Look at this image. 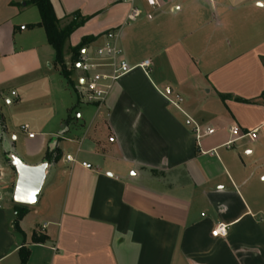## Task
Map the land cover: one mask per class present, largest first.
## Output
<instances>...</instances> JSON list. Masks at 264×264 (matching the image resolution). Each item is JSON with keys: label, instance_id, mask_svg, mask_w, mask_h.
Wrapping results in <instances>:
<instances>
[{"label": "crops", "instance_id": "1", "mask_svg": "<svg viewBox=\"0 0 264 264\" xmlns=\"http://www.w3.org/2000/svg\"><path fill=\"white\" fill-rule=\"evenodd\" d=\"M25 1L0 0V135L14 146L20 130L23 162L49 167L40 207L18 232L14 154L4 151L0 264H20L23 245L27 264H264V0H158L155 9L145 0H51L64 23L77 11L90 17L69 46L92 37L84 49L95 48L119 30L135 68L102 104L80 101L79 71L71 66L72 87ZM133 7L143 14L127 23ZM145 60L147 69L138 66ZM175 95L180 107L168 100ZM233 126L258 136L228 148ZM218 223L227 236H212Z\"/></svg>", "mask_w": 264, "mask_h": 264}, {"label": "built area", "instance_id": "2", "mask_svg": "<svg viewBox=\"0 0 264 264\" xmlns=\"http://www.w3.org/2000/svg\"><path fill=\"white\" fill-rule=\"evenodd\" d=\"M129 1V0H122ZM149 7L155 9L159 8L160 4L158 0H145ZM143 14V11L138 7L131 8L128 16L127 23L135 21ZM148 18H152L150 12L147 13ZM104 42L95 48L87 47L81 52L79 58L74 63L73 68L79 71V74L75 81V91L77 92L79 99L83 103H99L102 104L113 84L121 79L124 75L132 71L135 67H132L124 56V51L119 44V30L111 29L104 33ZM139 67L147 69L150 66V61H143ZM15 94V92H13ZM170 103L176 107H180L182 97L175 95L174 98L168 97ZM21 129L28 133L29 137H34L35 133L29 132V125H22ZM213 128H206L205 134H213ZM233 138L225 143L224 146L231 148L234 142L240 138H250L252 140L257 138V131L244 132L239 126H233L230 129ZM195 133L197 138L200 139L202 135L201 128L198 124H195ZM67 160L73 161L72 155L66 156ZM82 165L91 169L90 163L83 162ZM4 181V173L0 170V187ZM5 200V192L0 188V207L3 206ZM228 235V225L224 223H218L212 231V236L225 237Z\"/></svg>", "mask_w": 264, "mask_h": 264}, {"label": "trees", "instance_id": "3", "mask_svg": "<svg viewBox=\"0 0 264 264\" xmlns=\"http://www.w3.org/2000/svg\"><path fill=\"white\" fill-rule=\"evenodd\" d=\"M25 5H34L40 13V22L31 26H41L45 29L47 40L55 50V64L59 67L63 76L67 79L68 84L73 87L72 65L79 58L81 51L92 40V37H84L77 46H69L68 40L71 34L80 26H82L90 17L82 16L79 11L71 13L67 16V21L64 23L55 13L51 0H28ZM70 54V64L68 65L66 56ZM1 121V112H0ZM15 220L13 227L16 231L21 232L20 221L28 213L29 207L25 205L15 204ZM46 236L33 235L34 242L46 241ZM20 264H27L30 257L29 247L23 245L19 248Z\"/></svg>", "mask_w": 264, "mask_h": 264}, {"label": "water", "instance_id": "4", "mask_svg": "<svg viewBox=\"0 0 264 264\" xmlns=\"http://www.w3.org/2000/svg\"><path fill=\"white\" fill-rule=\"evenodd\" d=\"M11 162L17 173L13 201L25 206L37 205L49 167L48 162L32 166L15 155L11 157Z\"/></svg>", "mask_w": 264, "mask_h": 264}, {"label": "rangeland", "instance_id": "5", "mask_svg": "<svg viewBox=\"0 0 264 264\" xmlns=\"http://www.w3.org/2000/svg\"><path fill=\"white\" fill-rule=\"evenodd\" d=\"M29 9H30V12H31L32 9H34V11H36V13L38 14V12H37L38 10H37L36 6L30 5ZM69 59H70V57H69ZM70 92L73 95V97H76L75 94H74V91L72 89L70 90ZM4 112L6 114L7 113L9 114V118H10L11 114H13L12 115L13 116L12 119H13L14 122L20 121L19 117L16 116V114H14L15 113V106H10L8 108V106L4 105ZM15 132H16V134L18 136V141H16V143H15L16 145H14V146L11 144L12 142H14L13 136L11 137V135H9L8 137H4L3 141H1V135H0V161L1 162L4 161V151H7V149L8 150L10 149L11 152L15 156L19 157L20 159L22 158V157H20L22 155V153H21L22 151L20 149L21 148L20 146L22 144H25L24 136H23V133L20 130H15ZM4 180H5V182H9V179H7V178H5ZM16 180H17V173H16ZM15 183L16 182H14L13 185H12L13 191H14V188H15ZM0 188L4 192L7 190V187H6V185L4 183L1 184ZM9 195L12 196V193L10 192ZM8 197L6 196L7 199H8ZM12 201H13V198H12ZM28 207H29V209H38V207H40V206H39V204H37V205H34V206H28Z\"/></svg>", "mask_w": 264, "mask_h": 264}]
</instances>
